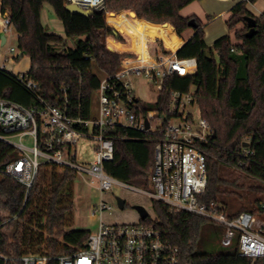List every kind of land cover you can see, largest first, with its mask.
I'll use <instances>...</instances> for the list:
<instances>
[{
	"label": "trees",
	"instance_id": "1",
	"mask_svg": "<svg viewBox=\"0 0 264 264\" xmlns=\"http://www.w3.org/2000/svg\"><path fill=\"white\" fill-rule=\"evenodd\" d=\"M195 1L200 0H106V10L110 11L106 20L101 12L87 18L69 13L66 0H1L0 11L10 18L20 54L30 60L27 75L38 84V94L58 105L60 89L67 86L70 115L83 119L92 117L93 98L100 82L97 72L113 76L120 68V59L125 57L114 53L124 48L113 39L105 43L106 37L113 34L107 25L125 37L135 53L147 55L155 37L175 35L170 25L180 36L190 28L188 22L194 20L197 27L193 36L175 55L178 59L194 58L195 73L166 78L157 102H140L137 113L165 114L170 92L192 91L202 117L216 135L209 149L213 157L207 160L208 181L201 201L222 205L220 209L230 218L241 212L264 215V15L255 17L247 9V4L257 0L235 4L225 22L228 30L242 26L235 29V43L225 35L209 46L201 21L194 15L180 14ZM44 3L52 7L62 23L64 38L48 33L42 25ZM246 18L255 21L252 37L246 36ZM65 39H74L73 47H65ZM129 61L132 60L125 59L122 64ZM0 98L27 108L35 104V97L15 76L1 69ZM110 134L116 137L113 160L104 163V172L128 186L152 188L153 143L146 140L145 134L128 128L117 126ZM249 137L253 138L251 147L258 163L251 172L257 180L236 174L222 162L229 160L230 152L240 149L243 139ZM16 156L11 147L0 143V167ZM76 178L69 168L42 164L25 198L24 186L0 176V264H21L17 259L25 255L44 257L46 264H57V258L84 248L89 231L70 229L68 221ZM243 192L248 195L243 197ZM231 197L243 203L236 206L229 202ZM152 207L157 219L143 223L154 225L164 239L178 247L179 264H264V257L240 256L236 244L221 252L203 253L198 241L205 219L172 213L157 201H152Z\"/></svg>",
	"mask_w": 264,
	"mask_h": 264
},
{
	"label": "built area",
	"instance_id": "2",
	"mask_svg": "<svg viewBox=\"0 0 264 264\" xmlns=\"http://www.w3.org/2000/svg\"><path fill=\"white\" fill-rule=\"evenodd\" d=\"M66 2L89 11L90 16L100 12L107 15L106 0ZM12 34L9 16L0 11V38L4 36L6 41ZM19 55L17 47L8 45L5 53H0V69L12 73L35 97V104L27 108L0 98V143L11 147L17 155L0 167V176L24 186L27 198L40 165L53 164L73 170L100 195L99 202L91 208V214L99 217L97 229L89 232L83 249L57 258V264H179L178 247L164 239L154 225L144 224V220L131 225H108L100 218L111 209L101 200V195L113 185L138 190L104 172V163L113 160L116 137L110 132L117 126L143 133L153 143L151 185L154 193L149 194L153 201L164 204L172 213L194 215L220 225L222 247H230L236 241L240 256L264 257V215L241 212L230 218L220 209L222 205L201 201L208 181L207 160L213 157L209 149L214 131L202 117L193 92H168L165 114L137 113L140 102H157L166 78L194 74L197 68L194 58L178 59L175 52H163L145 64L123 66L121 62L113 76L100 78L95 92V114L83 119L70 115L67 86L60 89V104H51L38 94V84L27 73H13L7 65L16 62ZM140 77L146 80L143 87L154 96L153 101H146L135 92L133 79ZM24 137L31 138L30 147L24 144ZM83 137L95 143V159L88 166L77 164L73 150L67 149ZM252 142L251 137L243 139L241 148L231 151L230 159L222 162L238 174L257 180L251 172L253 165H258ZM17 260L21 264L47 262L44 257L32 255Z\"/></svg>",
	"mask_w": 264,
	"mask_h": 264
},
{
	"label": "rangeland",
	"instance_id": "3",
	"mask_svg": "<svg viewBox=\"0 0 264 264\" xmlns=\"http://www.w3.org/2000/svg\"><path fill=\"white\" fill-rule=\"evenodd\" d=\"M256 2L262 3L264 0H257ZM255 2V3H256ZM194 4L190 8L185 10V14L199 16L202 23L206 26V29L211 32L208 36L206 35L207 41H209L212 36L220 34L219 31L224 29L228 30L224 15L229 10V3H225L220 0H201ZM189 17V16H188ZM211 19V20H210ZM55 25L53 24V22ZM42 23L48 32H52L56 35H63V29L60 21L54 15L52 7L44 3L42 8ZM242 26L238 25L235 29H241ZM233 30H228L227 32L232 42L235 43ZM218 36L217 38L221 37ZM74 39H65V47H73ZM17 44V34L13 31V34L8 35L7 43L1 47L0 53H5L8 45L16 46ZM159 48L165 49L162 43L158 44ZM9 55V54H8ZM26 57L16 60V66L13 67L12 72H16L17 68H21L25 65ZM28 62V61H27ZM126 64V63H125ZM124 65V64H123ZM99 73V72H97ZM101 74V73H100ZM101 74L100 76H102ZM105 76V75H103ZM102 76V77H103ZM135 92L139 94L146 101H153L154 96L151 95L147 88L143 85L146 80L143 77L133 79ZM93 114L96 110L95 97L93 98ZM200 108V106H199ZM23 142L26 146L30 147L32 145V140L29 137H24ZM94 140L90 138H81L73 147L75 161L79 165L88 166L95 159L94 154ZM236 174H238L236 172ZM241 175V174H238ZM244 176V175H242ZM141 190V191H139ZM154 193L153 188L143 189H129L121 187L119 185H113L110 191H106L101 195V200L107 205L111 206L110 210L105 211L101 215V220L103 223L108 225H131L137 224L141 221L140 215L136 207H142L147 212V219L154 221L157 216L152 207V198L149 194ZM243 197L247 196L245 192L242 193ZM122 198L125 201V206L123 209H119L116 203V198ZM100 200V195L98 191L91 185L87 180L77 177L73 184V208L72 213L68 217L69 227L73 230H84L93 233L99 224V217H94L91 214V208ZM229 202H233L234 205L242 204L243 201L235 200L233 197L228 199ZM222 227L214 222L206 221L201 229V236L198 241V246L200 251L203 253H215L221 252L228 248H224L220 244V237L222 234ZM236 244V241H234ZM232 248V247H230ZM229 248V249H230Z\"/></svg>",
	"mask_w": 264,
	"mask_h": 264
},
{
	"label": "crops",
	"instance_id": "4",
	"mask_svg": "<svg viewBox=\"0 0 264 264\" xmlns=\"http://www.w3.org/2000/svg\"><path fill=\"white\" fill-rule=\"evenodd\" d=\"M204 0H201V3L203 2ZM220 1H224L225 3H229V10L225 13L224 15V19H225V22L230 18L231 16V13H230V9L237 3L241 2V1H244V0H220ZM1 2V0H0ZM198 1H195L191 4H189L188 6H186L185 8H183L181 11H180V14L183 16V17H188V16H191V15H188V14H185V10H187V8H190L191 6H193L194 4H198L197 3ZM247 9L248 11L254 15L255 17H258L260 15H264V2L262 3H259V2H256L254 4H247ZM53 10V9H52ZM124 11V10H123ZM132 11V10H131ZM110 11H107V13H109ZM121 12V11H119ZM133 12V11H132ZM113 13H118V12H113ZM134 13V12H133ZM135 14V13H134ZM136 16V15H135ZM195 17H197L199 20V16H196L194 15ZM137 18V17H136ZM138 19V18H137ZM105 20H106V16H105ZM143 20V19H142ZM211 20V19H210ZM146 21V20H144ZM201 21V20H200ZM41 22H42V11H41ZM53 22V20H52ZM147 22V21H146ZM61 23V22H60ZM150 23V22H148ZM202 23V21H201ZM210 23V22H209ZM209 23H206L205 25L203 24V30H204V40L206 42L207 45H212V43L214 41H216L218 38V36L222 35V36H225V35H228L226 34L227 32L229 33L228 30L224 29L222 31H219L220 34H217V35H214L212 36L211 38H209L210 40L207 41V38H206V35H210L211 32L208 31V29H206V26L209 24ZM53 24L55 25V23L53 22ZM151 24H154V23H151ZM169 24V23H168ZM226 24V23H225ZM43 25V23H42ZM62 25V23H61ZM107 25V24H106ZM170 25V24H169ZM175 33V35H168L167 34H161V35H158L157 37H155V39H157L154 44H150V47H149V50H148V54L145 55L143 53H135L132 48L128 45L125 37H123L116 29H114V27H111L109 25H107V27H110L113 29V34L112 35H108L105 39V43L107 42V39L108 38H111L113 39L115 42H117L118 44H120L124 49L122 51H119V52H114L112 50H110L108 47H107V44H106V47L109 51L111 52H114V53H117V54H121V55H124L125 57L121 58L120 59V65H121V62L123 60H132V61H129L127 62L126 64H124L123 66H131V65H137V64H140V63H144L145 61H150V58H153L154 55H159L160 53H165V52H177V50L187 41L189 40L193 34H194V29L193 28H188L186 29L184 32H182V34L180 36H178L175 32V29L173 28L172 25H170ZM62 29H63V26H62ZM14 31V30H13ZM164 31V29H161L160 32ZM48 32V31H47ZM48 33H51L53 34L52 32H48ZM61 36L62 38L65 37L64 35V31H63V35H59ZM221 36V37H222ZM220 38V37H219ZM148 39V38H146ZM8 40V38H7ZM7 40L5 41V44L7 43ZM159 43H162L163 47L165 49H160L158 44ZM3 44V45H5ZM1 46V45H0ZM16 47V46H14ZM26 57V56H24ZM23 57H19L18 56V59H22ZM27 61L25 62V65L21 68H17L16 69V72H13V73H27L30 69V60L28 57H26ZM16 62H14L13 64L12 63H9L7 65V67L9 69H12L13 70V67H15L16 65ZM99 78H102V76H100V72L97 73ZM95 97V96H94ZM92 113H93V106H92Z\"/></svg>",
	"mask_w": 264,
	"mask_h": 264
},
{
	"label": "water",
	"instance_id": "5",
	"mask_svg": "<svg viewBox=\"0 0 264 264\" xmlns=\"http://www.w3.org/2000/svg\"><path fill=\"white\" fill-rule=\"evenodd\" d=\"M65 9L71 13V14H78V15H81L83 17H89L90 16V12L89 11H85V10H82L74 5H66L65 6ZM245 22H246V25L248 27V32L246 33V36L247 37H252L254 34H255V21L253 18H246L245 19ZM188 26L190 28H196L197 27V24L194 22V20H190L188 22ZM0 45L2 46L5 42V37L4 36H1L0 38ZM22 55L20 54L19 57H21ZM147 126V124H146ZM213 138L216 137L215 133L212 135ZM116 203H117V206L119 207V209H123L124 206H125V201L122 199V198H116ZM139 215H140V219L143 221L147 218V212L145 211V209H143L142 207H136Z\"/></svg>",
	"mask_w": 264,
	"mask_h": 264
},
{
	"label": "bare ground",
	"instance_id": "6",
	"mask_svg": "<svg viewBox=\"0 0 264 264\" xmlns=\"http://www.w3.org/2000/svg\"><path fill=\"white\" fill-rule=\"evenodd\" d=\"M148 61H145L144 63H140V64H145V63H147ZM131 66H134V65H131Z\"/></svg>",
	"mask_w": 264,
	"mask_h": 264
}]
</instances>
